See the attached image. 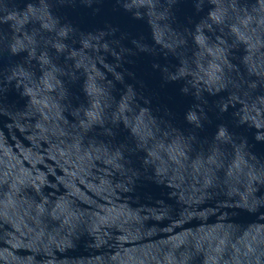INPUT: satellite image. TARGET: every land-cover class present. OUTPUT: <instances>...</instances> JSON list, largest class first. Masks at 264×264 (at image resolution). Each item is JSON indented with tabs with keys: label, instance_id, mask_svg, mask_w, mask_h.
Here are the masks:
<instances>
[{
	"label": "water",
	"instance_id": "water-1",
	"mask_svg": "<svg viewBox=\"0 0 264 264\" xmlns=\"http://www.w3.org/2000/svg\"><path fill=\"white\" fill-rule=\"evenodd\" d=\"M0 264H264V0H0Z\"/></svg>",
	"mask_w": 264,
	"mask_h": 264
}]
</instances>
